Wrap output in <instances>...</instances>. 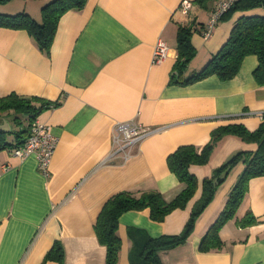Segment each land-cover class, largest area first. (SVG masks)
I'll return each mask as SVG.
<instances>
[{
	"label": "crops",
	"instance_id": "crops-1",
	"mask_svg": "<svg viewBox=\"0 0 264 264\" xmlns=\"http://www.w3.org/2000/svg\"><path fill=\"white\" fill-rule=\"evenodd\" d=\"M49 1L10 0L0 4V13L23 12L40 23V10ZM181 1L87 0L61 15L48 50H40L23 30L0 28V97L15 93L49 102L37 117L57 139L47 177L39 172L35 155L20 159L12 155L13 148L0 150V264H41L55 242L63 246L65 264H105V247L94 226L111 196L155 190L170 202L186 186L167 165L176 148H202L224 125L258 128L264 85L253 77L256 56H245L230 80L211 75L187 85L170 83L179 74L174 71L176 32L186 21L178 11ZM189 1L195 55L182 78L198 72L219 51L240 17L264 16V8L234 11L203 38L216 1L205 7ZM158 40L166 43L168 54L152 64ZM18 119L27 125L24 117ZM129 120L158 131L134 145L133 156L123 163L118 154L107 156L114 125ZM19 128L10 115L0 119L9 143L14 144ZM256 149L255 142L224 136L206 163L188 167L196 188L183 208L161 222L153 221L147 209L122 213L116 264H134L133 246L140 247L146 237L182 234L202 197L203 181L237 152ZM243 169L242 161L235 163L185 240L159 252L163 264H264V176L248 181L236 212L218 229L219 248L200 249ZM248 214L254 221L243 225Z\"/></svg>",
	"mask_w": 264,
	"mask_h": 264
},
{
	"label": "trees",
	"instance_id": "trees-1",
	"mask_svg": "<svg viewBox=\"0 0 264 264\" xmlns=\"http://www.w3.org/2000/svg\"><path fill=\"white\" fill-rule=\"evenodd\" d=\"M8 1L10 0H0V4H6ZM86 1L51 0L43 5L40 10V23L23 12L16 14L0 13V28L23 30L35 39L40 50H48L61 15L68 10L82 8ZM196 1L205 7L206 4L217 0ZM254 8H264V0H237L220 19L234 11ZM194 31L195 28L190 27L187 21L177 28V57L174 71L179 74L176 77L172 75L170 83L187 85L211 75L217 76L222 81L230 80L240 69L243 58L247 55H254L258 64L253 71V77L259 85H264V16L240 17L219 51L198 72L190 77L182 78V72L186 70L187 65L195 55V50L191 44V35ZM49 105V102L36 98H22L15 93L0 97V119L10 115L11 121L17 126H21L13 132L14 144L6 141L8 132L0 131V150L21 145L28 136L31 120L37 117L41 109ZM19 117H24V120H27V125L22 126L18 121ZM227 135H234L244 141L255 142L257 149L254 152H237L219 166L210 179L203 181L202 197L192 210L182 234L178 236L165 235L158 238L146 237L140 247L134 244L132 261L136 258L134 264H163L159 252L172 248L185 240L192 228L194 218L209 203L216 187L223 181L230 168L235 163L242 161L244 169L230 190L223 211L200 243L201 250L219 248L218 229L224 221L236 212L247 191L248 181L254 177L264 176V115H262V121L258 128L254 131L247 130L241 124L224 125L211 132L209 141L202 148L182 145L169 154L167 165L170 171L175 174L178 181L186 185L170 202L164 200L163 196L155 190L139 194L120 191L111 196L102 206L94 226L98 243L105 247V264H116L117 262L120 239L116 230L120 215L127 211L147 209L153 221L161 222L173 210L183 208L196 188V180L188 172V167L192 164L206 163L218 141ZM253 221V217L248 214L240 222L247 225ZM47 261L65 264L64 249L61 243L55 242L50 247L41 264H45Z\"/></svg>",
	"mask_w": 264,
	"mask_h": 264
},
{
	"label": "built area",
	"instance_id": "built-area-1",
	"mask_svg": "<svg viewBox=\"0 0 264 264\" xmlns=\"http://www.w3.org/2000/svg\"><path fill=\"white\" fill-rule=\"evenodd\" d=\"M237 0H217L212 15L208 20L204 30L203 38H207L213 32L214 26ZM191 9L189 0H182L178 6V11L182 16L186 17ZM168 54V47L165 42L158 40L154 46L151 63L156 64L163 61ZM264 113L261 114L262 117ZM155 130H144L143 126L136 121L129 120L125 122H117L112 130V149L107 157L120 155L123 162L128 161L132 157L131 149L134 145L139 144L144 138L155 133ZM57 139L51 134L48 126L35 117L29 125V133L24 142L12 149L14 157L23 159L28 155H35L39 172L43 176H49L50 164L56 147Z\"/></svg>",
	"mask_w": 264,
	"mask_h": 264
},
{
	"label": "rangeland",
	"instance_id": "rangeland-1",
	"mask_svg": "<svg viewBox=\"0 0 264 264\" xmlns=\"http://www.w3.org/2000/svg\"><path fill=\"white\" fill-rule=\"evenodd\" d=\"M216 3V2H215ZM120 156V155H119ZM132 156H133V154H132ZM121 157V156H120ZM122 158V157H121ZM122 162H123V160H122ZM123 163H125V162H123Z\"/></svg>",
	"mask_w": 264,
	"mask_h": 264
}]
</instances>
